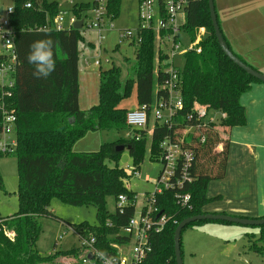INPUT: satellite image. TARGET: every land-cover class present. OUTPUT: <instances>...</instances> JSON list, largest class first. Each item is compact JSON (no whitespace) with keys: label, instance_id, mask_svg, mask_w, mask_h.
Returning a JSON list of instances; mask_svg holds the SVG:
<instances>
[{"label":"trees","instance_id":"1","mask_svg":"<svg viewBox=\"0 0 264 264\" xmlns=\"http://www.w3.org/2000/svg\"><path fill=\"white\" fill-rule=\"evenodd\" d=\"M108 1L109 14L114 19L119 12L120 0ZM27 3H30L29 7H26ZM91 5L90 2L74 3L72 12L80 17ZM12 8L9 19L15 32L17 64L10 102L16 110V147L10 155L17 160V210L3 223L0 231V264H66L60 262L59 257L78 256L81 249L77 246L57 251L53 256H41L35 247L41 231L38 217L51 215L48 206L53 197L67 204L93 205L98 224L82 223L75 228L82 235H95L98 247L106 250L111 240L109 235L125 225L133 214L131 206H126L123 212L117 208L114 212L105 209L106 196L115 199L120 193L133 194L123 182L128 176L126 171L117 164L108 166L106 159L116 162L120 153L116 148L122 144L125 148L130 147L129 154L134 167L138 168L148 136L145 131H140L138 140L133 136L118 138L101 143L98 150L90 152H73L72 145L87 131L126 130L127 109L121 106V100L130 94L133 83L136 89L134 107L151 102L154 83L159 97L166 78V65L159 63L154 74V35L152 31H144L135 50L132 76L122 81L120 68L114 66L101 71L98 103L82 110L78 103L81 29L54 28V17L59 11L55 0H14ZM185 19L184 28L191 37L199 26H204L207 33L200 42L199 53L189 51L184 55L181 71L183 111L191 110L198 103L224 112L226 118L220 122L221 133L214 124H209L202 129L205 141L194 140L191 145L195 159L191 169L193 180L187 189L191 193L193 209L182 213L173 202H168L178 223L187 216L204 213L202 207L215 198L207 197V188L210 181L222 179L226 173L228 130L245 122L241 96L253 83H262L222 52L213 32L207 0L189 4ZM43 26L47 29H40ZM48 40L51 41L54 70L46 77L34 75L36 64L27 58L33 50L31 45ZM163 58L165 55L159 56L160 61ZM71 117L73 122L69 121ZM172 132V128L155 124L149 138L151 158L158 154L161 139ZM218 144L221 148H217ZM4 156L0 151V159ZM176 226L169 223L155 235L152 251L142 264H176L173 247ZM260 227L261 235L257 240L263 242L264 225ZM257 240H251L249 249L264 258V244Z\"/></svg>","mask_w":264,"mask_h":264},{"label":"built area","instance_id":"2","mask_svg":"<svg viewBox=\"0 0 264 264\" xmlns=\"http://www.w3.org/2000/svg\"><path fill=\"white\" fill-rule=\"evenodd\" d=\"M201 0H137L138 7V32L131 29L119 30V41L128 40L130 43L139 44L144 31H152L154 35L155 59L157 65L165 64L166 78L162 84L160 96H156V107L151 112L150 103L128 109L125 114L127 128L133 132L127 137L138 140L140 131L148 135L154 129L147 130L149 116L155 124L173 129L158 144V154L153 158L163 164V168L155 183L153 193L146 195L145 201L139 211L135 209L137 196L120 193L115 198V203L120 212L126 206L133 207V214L128 221L116 232L109 235L111 239L106 245V250L98 247L95 235H82L76 228L67 225L77 235L78 247L82 253L81 261L87 264H142L152 251L153 240L169 223L178 224L175 213L170 209L168 202H173L182 213H189L193 209L191 193L187 189L192 182L191 169L195 159V150L191 146L193 141H205L202 129L214 124V128H222L220 122L226 114L220 110V118L209 111L213 109L208 105L195 103L191 110H184V101L181 89L182 67H177L174 62L176 54L185 55L189 51L199 53L200 42L206 35V28L199 26L191 37L184 28L186 11L192 2ZM71 2V1H70ZM108 0H92L91 7L83 11L78 17L74 13L65 14L67 11L59 10L54 17L56 30L71 29L73 24L82 20V26L97 31V39L103 41L105 28H114L113 19L109 14ZM74 5V4H73ZM30 3L26 4L29 7ZM12 6L7 7L0 16V151L10 155L15 151L16 137V110L10 99L15 86L14 74L16 71L15 32L10 23L9 15ZM91 12V15L89 13ZM40 29H47L46 26ZM186 36V42L183 40ZM160 55H165L161 61ZM85 64H90L84 58ZM92 63L101 67L100 59ZM157 92V90H156ZM156 95V93H155ZM185 112V113H184ZM132 129V130H131ZM137 131V132H136ZM217 148H221L218 144ZM127 173V172H126ZM128 176L123 179L126 188L130 176H139L138 168L134 167ZM129 189V188H128ZM9 217L0 215V231L3 223ZM110 226V222H107ZM90 254V256H88Z\"/></svg>","mask_w":264,"mask_h":264},{"label":"rangeland","instance_id":"3","mask_svg":"<svg viewBox=\"0 0 264 264\" xmlns=\"http://www.w3.org/2000/svg\"><path fill=\"white\" fill-rule=\"evenodd\" d=\"M58 2V9L67 11L65 14H72L73 3H86L92 0H55ZM71 1V2H70ZM215 1L216 10L219 8L218 0ZM14 5V0H0V9ZM137 0H120L118 14L112 23L114 28H105L103 41L97 39L98 33L94 29L81 27L82 39L78 43L79 55V103L82 110H87L98 103V86L100 72L114 67L121 70V80L132 76L131 67L134 63L135 50L138 44H132L128 40L119 41V30L131 29L138 32V7ZM89 13V11H88ZM91 15V12L89 13ZM207 33V32H206ZM184 42L186 37L183 36ZM90 42L93 46L86 47L85 43ZM88 45V44H87ZM93 61L100 59L101 67L93 64L83 65V57ZM174 62L177 67L184 64V56L176 54ZM92 63V62H91ZM157 70V61L154 63V74ZM157 85L154 83L153 94L150 102L151 112L156 107ZM121 106L131 109L136 104V89L133 83L130 94L121 100ZM211 114L220 118V112L210 109ZM155 125L152 114L149 116L148 128L151 130ZM132 130V129H131ZM221 133L222 128H218ZM133 134L130 129L116 131H87L81 138L72 145L73 152H90L98 150L101 143L112 142L118 138L128 139L127 134ZM222 135V134H221ZM145 144L142 160L139 163V176H130L127 180V187L137 196L135 203L136 211L143 205L146 195L153 193L155 183L163 168L161 161L151 158L150 155V134ZM223 136V135H222ZM122 145V144H119ZM108 166L117 164L127 173L134 168L129 150L124 148L118 155L115 162L106 159ZM0 215L9 217L17 210L16 190L18 187L17 160L14 155H6L0 159ZM209 193L212 192L214 181H210ZM115 199L113 196L105 197V209L114 212ZM50 216L38 217L41 227L40 234L35 247L43 257L53 256L57 251L69 250L79 245L77 235L67 225L75 228L85 223L97 225L96 208L93 205H72L62 202L59 198L53 197L48 206ZM62 221L64 223H62ZM261 235L260 226H248L239 223H228L222 221H199L186 227L181 233V251L183 264H264V258L249 249L251 240H257ZM258 241V240H257ZM264 244V241H258ZM81 255L59 257V261L66 264H87L82 263ZM46 264V263H44Z\"/></svg>","mask_w":264,"mask_h":264},{"label":"crops","instance_id":"4","mask_svg":"<svg viewBox=\"0 0 264 264\" xmlns=\"http://www.w3.org/2000/svg\"><path fill=\"white\" fill-rule=\"evenodd\" d=\"M218 3V10L215 6L218 23L230 49L264 73V0H218ZM92 46L87 42L83 50ZM79 74L78 63V82ZM79 97L78 93V103ZM240 101L245 122L228 130L226 173L222 179L212 180L215 185L211 193L209 182L207 197L215 198L202 210L204 213L260 218L264 217V84L253 83Z\"/></svg>","mask_w":264,"mask_h":264},{"label":"water","instance_id":"5","mask_svg":"<svg viewBox=\"0 0 264 264\" xmlns=\"http://www.w3.org/2000/svg\"><path fill=\"white\" fill-rule=\"evenodd\" d=\"M208 8H209V16L213 28L214 35L216 37L217 43L221 48L222 52L227 56L234 64L238 67L242 68L246 73L250 74L252 77L258 79L264 84V73L254 69L250 65L246 64L242 59L236 56L233 51L230 49L229 45L227 44L224 36L222 34L220 25L218 23L217 14L215 11V4L214 0H207ZM2 13V9H0V14ZM82 26V20H78L73 24L74 29H80ZM70 122H73V118L69 119ZM125 148L124 145L118 146L116 149L121 151ZM129 149V146H126ZM222 221L228 223H239L242 225L248 226H261L264 225V217L260 218H248V217H240L230 214L224 213H200L194 214L191 216H187L183 218L176 226L174 230L173 236V247H174V256H175V263L176 264H183L182 261V251H181V233L182 230L189 225L190 223L196 221ZM90 256V254L88 255Z\"/></svg>","mask_w":264,"mask_h":264},{"label":"clouds","instance_id":"6","mask_svg":"<svg viewBox=\"0 0 264 264\" xmlns=\"http://www.w3.org/2000/svg\"><path fill=\"white\" fill-rule=\"evenodd\" d=\"M32 52L27 57L30 63L36 64L34 75L46 77L54 70L55 61L52 59L51 41H37L31 45Z\"/></svg>","mask_w":264,"mask_h":264}]
</instances>
